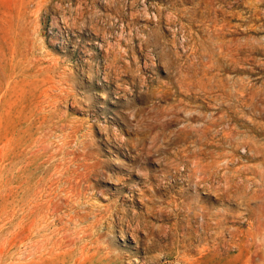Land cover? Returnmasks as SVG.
I'll list each match as a JSON object with an SVG mask.
<instances>
[{
  "label": "rangeland",
  "instance_id": "1",
  "mask_svg": "<svg viewBox=\"0 0 264 264\" xmlns=\"http://www.w3.org/2000/svg\"><path fill=\"white\" fill-rule=\"evenodd\" d=\"M0 264H264V0H0Z\"/></svg>",
  "mask_w": 264,
  "mask_h": 264
},
{
  "label": "bare ground",
  "instance_id": "2",
  "mask_svg": "<svg viewBox=\"0 0 264 264\" xmlns=\"http://www.w3.org/2000/svg\"><path fill=\"white\" fill-rule=\"evenodd\" d=\"M57 5V4H56ZM59 10V9H58ZM52 11V10H51ZM61 16V15H60ZM130 16V15H129ZM58 29V28H57ZM114 44V43H113ZM106 66H108V65H106ZM245 254V253H244ZM187 261V260H186ZM196 261V260H195ZM198 261V260H197ZM229 261V260H228Z\"/></svg>",
  "mask_w": 264,
  "mask_h": 264
}]
</instances>
